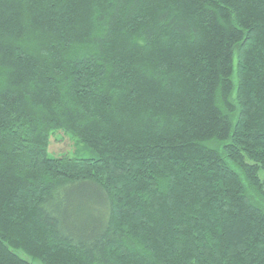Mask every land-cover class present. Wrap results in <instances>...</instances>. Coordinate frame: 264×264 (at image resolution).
<instances>
[{
    "label": "trees",
    "instance_id": "1",
    "mask_svg": "<svg viewBox=\"0 0 264 264\" xmlns=\"http://www.w3.org/2000/svg\"><path fill=\"white\" fill-rule=\"evenodd\" d=\"M0 264H264V0H0Z\"/></svg>",
    "mask_w": 264,
    "mask_h": 264
},
{
    "label": "rangeland",
    "instance_id": "2",
    "mask_svg": "<svg viewBox=\"0 0 264 264\" xmlns=\"http://www.w3.org/2000/svg\"><path fill=\"white\" fill-rule=\"evenodd\" d=\"M48 155L51 158L62 156L90 158L93 153L77 144V140L62 132H54L50 136ZM263 178V177H262Z\"/></svg>",
    "mask_w": 264,
    "mask_h": 264
}]
</instances>
